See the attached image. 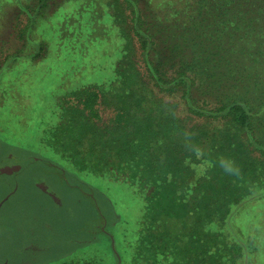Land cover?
<instances>
[{"label":"trees","instance_id":"obj_1","mask_svg":"<svg viewBox=\"0 0 264 264\" xmlns=\"http://www.w3.org/2000/svg\"><path fill=\"white\" fill-rule=\"evenodd\" d=\"M50 1L37 0L22 38ZM43 27L52 43L34 57L105 79L52 99L49 139L72 166L142 192L123 264H227L221 233L239 205L264 199V0H72Z\"/></svg>","mask_w":264,"mask_h":264},{"label":"rangeland","instance_id":"obj_2","mask_svg":"<svg viewBox=\"0 0 264 264\" xmlns=\"http://www.w3.org/2000/svg\"><path fill=\"white\" fill-rule=\"evenodd\" d=\"M68 2L72 0H51L44 16L38 15L22 38L20 29L34 14L37 0H0V52L10 59L0 65V157L8 158L0 163L24 167L14 183L7 181L10 175L0 176V202L8 197L0 208V259L9 261L6 264L17 260L16 253L28 241L24 231L30 225L36 229L34 221L41 219L51 226L40 234L46 249L30 264H123L130 252L126 240L136 233L143 195L139 187L121 179L117 172L103 173L102 167L72 166L66 149L49 139L56 118L51 115L56 104L52 99L74 101L83 87L105 80L85 66L67 68L58 61L51 65L52 61L34 57L35 46L46 38L41 32L44 23L49 24ZM77 7L93 9L88 1ZM162 8L161 15L169 11ZM44 40L52 43L49 38ZM184 48L185 54L191 55L187 46ZM47 88H52V97L45 99L52 100L49 104L42 99ZM34 170H40L42 179L35 178ZM35 181L54 192L61 206L36 187ZM220 239L229 256L227 264H264V199L239 205ZM161 263L175 264L168 256Z\"/></svg>","mask_w":264,"mask_h":264},{"label":"crops","instance_id":"obj_3","mask_svg":"<svg viewBox=\"0 0 264 264\" xmlns=\"http://www.w3.org/2000/svg\"><path fill=\"white\" fill-rule=\"evenodd\" d=\"M2 168H4V167H1L0 169H2ZM19 170V168L17 169V170H14L13 172H15V171H18ZM35 171V170H34ZM12 172V173H13ZM0 174H3V173H1L0 172ZM5 174V173H4ZM3 174V175H4ZM5 175H7V174H5ZM11 175V174H10ZM36 178V177H35ZM62 181H64V180H62ZM35 182H38V181H35ZM63 184H65L66 182H62ZM37 185H40V184H37ZM58 204H60L59 202H60V200L58 199L57 201H56ZM2 206V205H1ZM1 208V207H0ZM31 222H32V219H31ZM34 222H36L37 223V228L36 229H34L33 227L34 226H31L30 224V229L29 230H27V231H24V236H25V238H27L28 239V241L26 242V244L22 247V249L19 251V253H16V255H15V257L17 256H19L18 258H17V260H15V261H13V264H30L33 260H36V255L38 254V253H40V252H42V251H44L46 248H44L42 245L43 244H41V243H39L40 244V246L36 243V241L34 240L35 238H37L38 236H40V234H41V228H42V225H45V229H46V232L48 231V229H50L51 228V226H50V224H48V223H46V222H44L42 219L40 220V221H34ZM98 231H100V230H98ZM104 233V232H103ZM41 237V236H40ZM18 254V255H17ZM21 256V257H20ZM2 262L5 264L6 262H8L9 263V261H7V260H5V261H2L1 259H0V264H2Z\"/></svg>","mask_w":264,"mask_h":264},{"label":"flooded vegetation","instance_id":"obj_4","mask_svg":"<svg viewBox=\"0 0 264 264\" xmlns=\"http://www.w3.org/2000/svg\"><path fill=\"white\" fill-rule=\"evenodd\" d=\"M0 159L1 160H7L8 158L6 157V156H1L0 157ZM8 166H16V165H8ZM20 166V165H19ZM1 167H3V165L0 163V168ZM24 167H21L20 166V168H19V170L18 171H15V172H13L10 176L9 175H6V176H9V178H7V181H8V179H11V181H13V183L15 182V175L17 174V173H19L22 169H23ZM34 173H35V177L36 178H41V172H40V170H35L34 171ZM1 175H3V174H0V176ZM5 175V174H4ZM42 179V178H41ZM11 181H9V182H7V185L8 186H11ZM40 183H42V182H38V183H35V185H36V187H38L37 186V184H40ZM40 185H42V186H44V184L42 183V184H40ZM45 187V186H44ZM39 188V187H38ZM46 188V187H45ZM40 189V188H39ZM46 191H47V193H45V195L49 198V199H51L52 201L54 200V199H57V196H56V194L54 193V192H50V190H49V188L47 187L46 188ZM51 195H49V194ZM55 197V198H54ZM54 198V199H53ZM58 200V199H57ZM55 201V200H54ZM56 202V201H55ZM54 203V202H53ZM60 204V206H61V201L59 202ZM54 204H57V202L56 203H54ZM45 227V225H42V228H41V231L42 232H44V231H46V229L44 228ZM35 241H36V243L40 246V244L39 243H41V244H43V242H42V237H40V236H38L37 238H35L34 239ZM2 264H4L3 262H2ZM6 264V263H5Z\"/></svg>","mask_w":264,"mask_h":264},{"label":"water","instance_id":"obj_5","mask_svg":"<svg viewBox=\"0 0 264 264\" xmlns=\"http://www.w3.org/2000/svg\"><path fill=\"white\" fill-rule=\"evenodd\" d=\"M4 168H2V169H0V172L1 173H5V174H7V175H10V174H12V172L14 171V170H17L18 168H20V166L19 165H16V166H3ZM44 193H47V191H46V188L44 187V186H42V185H37ZM49 194V193H48ZM50 195V194H49ZM51 196V195H50ZM8 197H6L5 199H3L1 202H0V207H1V205L3 204V202L7 199ZM55 198V197H54ZM53 198V199H54ZM55 201H57V199H54Z\"/></svg>","mask_w":264,"mask_h":264}]
</instances>
